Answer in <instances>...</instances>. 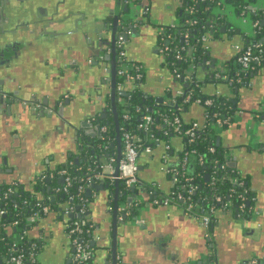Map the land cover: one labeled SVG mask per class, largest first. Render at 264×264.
I'll list each match as a JSON object with an SVG mask.
<instances>
[{"label":"crops","instance_id":"crops-1","mask_svg":"<svg viewBox=\"0 0 264 264\" xmlns=\"http://www.w3.org/2000/svg\"><path fill=\"white\" fill-rule=\"evenodd\" d=\"M139 1L148 9L150 23L136 28L138 35L126 42L125 54L142 67L145 78L140 88L150 98H162L168 90L175 93L180 86L163 65L157 27L175 25L179 21L178 10L182 2ZM79 2L82 7L75 8L73 12L88 18L89 24L84 27L87 33L73 29L74 20L68 17L70 11L59 12L52 19L57 23L51 31L63 30L68 33L58 39L50 38L44 34L41 26H30L29 31L23 33L26 35H22V43L17 42L14 50L8 51L12 62L3 70L5 80L2 91L14 101L36 100L41 105L47 102L44 108L57 104L62 107L63 114L62 120L56 117L36 119L28 115L27 112H31L29 109L23 110L20 105L13 104L17 115L2 116L1 184L18 183L31 191L37 179L43 177L47 187V181L54 178L53 171L69 161L78 163L73 126L88 118L92 121V115L100 113L107 106L104 101L109 86L105 83L108 77H104L106 67L104 64L93 66L94 56L100 54L101 50L97 52L91 43L96 38L94 28L98 27L101 33L105 31L108 34L98 24L103 25V20L106 23L114 9L115 0ZM254 5L264 10V0H256ZM32 7L31 17L34 20H47L49 7L46 4L34 1ZM20 18L27 17L22 14ZM234 19V16H230L228 21ZM238 23L234 25L236 31H232V34L225 35L224 39H210L208 44L209 53L220 65L223 74L228 71L226 66L236 54V47L241 49L244 45L242 30L246 27ZM226 39L229 40L226 42ZM13 40L17 41L18 38L12 35L2 38L0 47ZM207 74L208 71H202L200 67L194 71L201 93L212 95L218 92L223 97L238 101L231 123L227 127L215 129V138H220L219 146L229 159L235 160L236 170L245 177L249 189L255 194L251 205L253 211L246 217L218 211L208 230L175 204L150 206L146 203L139 206L134 216L137 221L129 217L130 220L124 226L123 215L118 213L116 238L121 255L119 264H205L210 255L218 264H243L254 258L262 259L264 255V68L249 77L246 86H243L245 81L239 83L238 78V85L235 86L238 88L237 93L224 82L204 84ZM182 116L186 121L200 123L203 121V109L200 105L189 104ZM174 141H171L173 146ZM160 154L161 150L158 149L148 158L141 156L138 159L137 176L142 183L152 185L167 195L172 182L170 176L161 170ZM3 157H6V164L2 161ZM56 179L58 184L61 178ZM54 186L50 182V190ZM112 191L92 189L89 197L85 193L88 200L85 216L92 225L90 243L94 249L90 264H106L108 260ZM138 197L143 200L141 196ZM28 235L39 244L37 264H70L71 248L65 237L64 218L51 212L31 227Z\"/></svg>","mask_w":264,"mask_h":264},{"label":"built area","instance_id":"built-area-1","mask_svg":"<svg viewBox=\"0 0 264 264\" xmlns=\"http://www.w3.org/2000/svg\"><path fill=\"white\" fill-rule=\"evenodd\" d=\"M128 3V0H123ZM198 0H192V3ZM205 0H200L199 2H204ZM191 8H186V11L191 13ZM214 10L222 15H225L228 19L230 16L239 19L243 27L242 30L244 45L241 49L237 48L236 54L238 56L235 60L236 64L240 67L244 76L247 72H258L260 69L264 68V57H263V46L260 41L256 39L257 32L261 29V21L264 20V10L257 9L255 5L249 4L245 6L244 12L240 16L236 17L233 13V8L229 7L228 3H219V5L214 8ZM148 13L147 8H140V11H136V17L145 16ZM260 13V18L252 20V15ZM187 24L195 25L196 21H187ZM170 25L171 28L175 27ZM221 35V34H220ZM219 35V36H220ZM188 35H184L182 39V45L184 38ZM167 38H161L159 45V54L162 60L165 56L171 55L176 60L182 59V53L185 50L184 46L180 49L174 50L171 47V42ZM200 41L208 50V44L210 38L203 34L200 37ZM125 44L123 35H118L115 41L116 45V77L121 78L123 82L116 83V95L121 96L123 92L128 89H133L134 85L140 86L142 80L144 79V74L142 67L139 63L131 60L125 54ZM211 61L205 62V66L208 67ZM200 66V65H199ZM196 65H189L186 70L182 73L177 72L175 69L172 71L174 80H178L181 84H185L190 88L184 92L180 87L171 98H165L161 102L163 105L171 102L172 105L178 106L177 110L179 114L172 116H164L160 119L161 125L154 127V118L150 114L143 115L141 122L138 125V130L142 131L144 135H133L131 132L120 128V138H121V158L117 165V176L114 177L113 173L116 168V157H110L106 162L101 165V169L91 175L85 176L83 184H79L75 187L74 192L72 188L74 187V176H72L67 169L58 170L55 173V178H61L63 182L59 185H55L51 188L48 193V197L64 196V201L58 202L56 204L58 210L55 212L53 208L49 205H44L37 203L35 209L26 218V225L28 228L36 224L38 221L43 219L49 213H55L65 219V236L68 240L69 246L71 248L70 264H90L94 257V249L90 243V233L92 230V225L85 216L87 198L85 197V191L87 188L93 184H112L118 181L121 184L119 194H122V199L118 203V213L129 217L135 208H139L142 203H148L150 206H168L170 204H175L180 207L189 215L193 216L201 223V226L208 230L212 224V216H215L218 211H226L231 207V201H222V198L215 196L213 199L215 202L220 204L218 207L209 206L203 208L199 202H195L193 196L197 190V185L192 182L191 177H187L185 174V168L189 162L191 155H195V150L189 148L192 144L202 138V133L207 126H213L216 129L223 128V126H228L231 122L229 117H220L215 112H210V109L214 108L215 104L211 98H202L197 96L196 89L200 90V84L196 81L194 76V71L199 68ZM219 74L214 73V78L216 79ZM242 83V80H238ZM216 84V83H215ZM128 85V86H126ZM219 95V93H215ZM181 98L180 102H177L176 98ZM157 98H155L156 101ZM157 102L156 104H158ZM184 104H195L200 105L203 109V121H186L182 113V106ZM32 109L38 111L41 109V105L32 104ZM185 110V108H184ZM212 114V115H211ZM122 119L128 118L126 114L121 116ZM264 118V114H263ZM93 121V120H92ZM156 122L158 120H155ZM106 126L100 128L101 134L105 136ZM157 132V133H156ZM156 133V134H155ZM169 135V137H168ZM103 136V137H104ZM168 137V138H167ZM175 140V145L171 143ZM114 147L115 142L113 143ZM106 148V147H105ZM161 150L160 161L161 170L169 175L172 188L164 195L162 192L156 191V188L150 185L148 192L142 191L146 194V201L141 200L139 197L133 199L132 202L126 200V197L132 196L129 189L131 187H139L140 180L138 178V159L141 156L148 158L154 151ZM210 153L214 152V148L210 147ZM264 151V145L262 146ZM117 154V153H116ZM199 164L203 163L202 157L198 156ZM217 168L220 171L225 170L228 167L227 163H217ZM217 172L214 171L213 174ZM45 178L39 177V181H43ZM232 185L239 190L237 193V198L240 201L239 205L235 208V216L246 217L251 215L253 209L250 207V200L253 201V196L248 199L250 193L249 187L246 185L245 181L237 174L230 178ZM210 185L215 183L214 177L210 176ZM15 184V183H13ZM46 186V185H45ZM173 189V191H172ZM14 190L9 188L4 193V199L7 194H11ZM233 193L236 191L231 189ZM141 196V195H140ZM124 198V199H123ZM6 211L0 208V217L5 216ZM71 216V220L67 218ZM17 222L3 224L0 223V227H13L14 232H16ZM27 235V229H23L22 233H14L13 236V247L10 248L5 256L0 258V264H37V249L39 248L38 242H28L25 238ZM210 264H218L216 261L212 260ZM243 264H264V255L262 259H252Z\"/></svg>","mask_w":264,"mask_h":264},{"label":"trees","instance_id":"trees-1","mask_svg":"<svg viewBox=\"0 0 264 264\" xmlns=\"http://www.w3.org/2000/svg\"><path fill=\"white\" fill-rule=\"evenodd\" d=\"M199 1L200 0L192 3V0H181L182 3L178 10V12L181 11V14L179 16L177 25L173 28H171L170 26L157 27V40L159 45H162V42H160L161 38L169 37L168 39L171 42L172 49L177 50L180 49L181 46L185 47V50L182 53L181 60H176L171 55L165 56L163 58V65L167 67L171 74L174 69L177 72L182 73L188 68L189 65L199 66L201 61L205 58L207 61H209L208 50L200 41V37L203 34H205L210 39H214L217 35L220 34L219 31L222 27L226 29V35H230L233 33L232 31H236V27H234V24L230 23L225 15H222L214 10V8H216L220 2L228 3L229 7L233 8V13L236 17L240 16L241 13L244 12L246 5H254L256 2V0ZM191 7L193 8L192 12H187L186 8ZM256 18H260V13L252 15L251 19L255 20ZM261 19L262 18H260L261 29L257 32L256 39L262 43L264 57V24L263 20L261 21ZM191 20L196 21V24H187V21ZM111 22V19L106 20L108 27H110ZM146 23H150L149 19L147 16H143L142 20L137 23V26L141 27ZM184 35L188 36L187 38H184L185 40L183 41L182 45L180 40L184 37ZM237 56L238 53L232 57L231 62L226 66V68H228L226 74L220 72V67L218 70H214V72L209 71L204 84L224 82V84H227L234 89L235 86L238 85L236 83V80L238 78L242 81H247V79L249 78L248 75L255 74L256 72L249 71L247 72V75L244 76L245 73L241 71L240 67L235 62ZM232 63H234L233 66ZM214 73L219 74L216 79L214 78ZM172 77L174 76L172 75ZM143 81L144 80H142V82ZM175 81L180 87H183V84H181L178 80L175 79ZM120 82H123V80L121 78H117L116 83ZM189 88L190 85L182 89L184 92H186ZM124 92L125 95H121L116 98V110L119 116V133L121 132L120 128H122L136 136L144 135L142 131L138 130V125L141 122L143 115L145 114H150L154 118V127L161 125L160 119L164 116L179 114L177 105L174 106L171 104V102L166 105H163L162 102L156 104L157 101H155V98H150V96L146 94L138 85H134L133 89H126ZM196 93L199 97L211 98L214 101L215 106L214 108L210 109L211 113L215 112L220 117H229V121H232L235 108H233V104L229 101V98H227L226 96L223 97V95H205L198 89H196ZM172 96L173 93L168 90L164 94V97H162V101L165 98H171ZM176 100L177 102H180L182 99L176 98ZM187 105L188 104H184L182 106V111H184V108H187ZM111 112L112 111H110L109 114ZM123 114H126L128 116L127 120L121 118ZM155 120L158 121L156 122ZM102 124L106 126L105 136L97 139L93 144L91 142L89 144H85V141H83L79 146L80 148L82 147V150H77V155L79 157L78 163L69 161L64 166H61L60 168L53 171L52 173L54 178H52V180L50 181L53 185H59L56 184L57 179L55 178V173L58 170L65 168L75 178L74 187L72 188V191L74 192L77 185L83 184L85 176L99 171L101 169V165L110 157H116L117 150L113 145V143L116 141L115 123L113 122V116L110 115L109 121H103ZM215 129L216 128H214L213 126H207L202 133V138L189 146V148L195 150L196 154L193 155L195 158L194 163L192 164V170L188 171V162L184 171L186 176L191 177L193 179L192 182L197 185V190L193 196L195 202H199L203 208L209 206L218 207L221 203L218 205V203L215 202L213 198L215 196H219L222 198L223 202L230 200L232 204L230 209L224 212H229L235 215V208L240 203L237 198V193L239 192V190L232 185L230 178L233 176H237L238 174L245 181L246 185L247 181L245 177H243L236 170V168L226 167L223 171L218 170L217 163H227L229 158L226 156L224 149L216 144ZM210 147L214 148L213 153L209 152L208 149ZM91 151H94V153L92 154ZM198 156L202 157V164H199ZM214 171H216L217 173L213 174ZM206 176L208 178L207 180ZM210 176L214 177L215 183L213 185H210V181H208ZM150 187L151 186L149 184H145L140 181L139 187H137L135 192L131 193V195L136 198L140 196V191L148 192ZM9 188H12L14 191L11 194H7V197L4 199V193ZM46 188L47 187L45 186L44 180H38L31 191L26 190L21 186V184L18 183H0V208L6 211V215L0 217V223L7 224L16 221L18 223L16 226V232L22 233L23 229H27V235L25 236V238L29 243L35 242L32 238L29 237L28 234L31 230V227L35 226L39 221L30 228H28V226L26 225V218L35 209V205L37 203L49 205L55 212H57L58 208L56 204L65 200L64 196L63 198H61L60 195L57 196V198H55L53 202H51L50 197H48V194L45 192ZM231 189H234L236 192L233 193ZM108 190H113L112 184H109ZM38 194L40 196H38ZM251 196H253L252 198L255 197V194L252 191H250L249 195L247 196L248 199H250ZM253 201L250 200V207H252L251 205ZM136 211L137 208L133 209L129 217L131 218L135 216ZM213 220L214 216H212V221ZM16 232H14L13 227H0V258L5 256L7 251L13 247V236ZM37 250H39V248ZM209 257L212 261L213 257L211 255Z\"/></svg>","mask_w":264,"mask_h":264},{"label":"water","instance_id":"water-1","mask_svg":"<svg viewBox=\"0 0 264 264\" xmlns=\"http://www.w3.org/2000/svg\"><path fill=\"white\" fill-rule=\"evenodd\" d=\"M16 1V0H15ZM80 0H62L57 4H46L47 7H49L48 10V18L47 20H34L31 16H32V4H28L27 7H21L22 4H15L14 2H10V0H0V40L2 38H6L7 36H13V37H17L18 40L15 42H8V44L6 46H2L0 47V124L2 125L4 123L2 116L3 115H13L16 116V112H15V108L13 104H18L21 107H23L24 109H29V104L30 102H33V104L35 103H40L36 100H32V101H21V100H3L2 98V89H3V85H4V77H3V73L6 70L5 68L7 66H9V64L12 62V56H9L8 51L11 50L13 48L14 45H16L18 43H22V35L25 36L26 34H23L24 32H28L30 26H41L42 31L44 32V34H48L51 37L54 38H61L64 34L68 33L66 31L63 30H59V31H51L52 26H56L57 22H53V17H57L58 13H65V12H69V18H73V22H74V28L76 29V31L81 32L83 31L84 33H87L85 30V26L87 24H89L88 18H84V14H75L73 12V10L75 8H81L82 3L79 2ZM65 2V3H64ZM13 3V4H11ZM21 5V6H20ZM121 0H115V6L113 11L109 14L110 18L112 19V23L110 24V27H108L107 23H105V20H103V25L98 24V26H102L104 28V30H106V32L108 34H105L104 32H100L99 28H94L93 29V34L96 38H94L95 40H92V48L96 49L97 52H99L98 49H100V54L96 53L97 56L95 55L94 57V61H93V66L97 65H102L104 64L106 67V74L104 77H108L107 80H105V83H108V96L106 95L104 98V101L107 103V101H109L111 109H112V116H113V122L115 123V146H116V150H117V155H116V168L114 170L113 176L116 177L117 176V165L119 163V160L121 158V138H120V133H119V116L116 110V54H117V50H116V45H115V41L117 36L121 33V35H123L124 41L127 42L129 40L130 37H135L137 36V31L135 28V25H137V23L139 22V20H137L136 18H122L120 23H119V16H120V8H121ZM144 5H142L143 8ZM123 12L127 13V8L124 5V9ZM60 13V14H61ZM26 15L27 18L19 20L18 17L19 15ZM181 14V12L179 11V15ZM39 15V13H38ZM40 16V15H39ZM64 20V19H63ZM65 21V20H64ZM93 22V21H92ZM90 22V24L92 23ZM46 23V25L44 24ZM41 24H44V26H42ZM55 24V25H54ZM263 24H264V20H263ZM220 36L217 35L214 39H218V37L221 38H225L226 35V29L224 27L220 28ZM106 35V36H105ZM227 36V35H226ZM49 38V39H50ZM110 38V39H109ZM226 39L225 41L227 42ZM182 41V39L180 40V42ZM182 43V42H181ZM227 44V43H225ZM109 48V49H108ZM14 50V49H13ZM101 56V53H104ZM208 54H209V59H211V63L209 65V67L205 66V62H206V58L203 59L200 63V68L201 70H207L208 72H214V70H218L220 65L216 64L215 59L213 58V56L211 55V53H209L208 50ZM98 57V61L96 60V58ZM5 69V70H4ZM4 70V71H3ZM249 77H252L253 74H249ZM248 81V80H247ZM248 83L245 81V83H243V86H246ZM183 86L185 87L186 85L183 84ZM238 88L235 87L234 88V92L237 93ZM123 95H125V92H123ZM100 100V99H99ZM162 98H157L156 101L157 102H161ZM232 104H233V108L237 107V103L238 101L235 100H229ZM47 102L43 103V105H46ZM41 105V104H40ZM43 105H41V109H39L38 111H34L33 109L30 110L31 112H27L29 116L34 117V118H51V117H56V118H60L62 120V107H59L57 104H55V106L53 105V107L48 108L46 106V108L43 107ZM32 107V105H31ZM74 130H75V140L77 141V150H82V147L80 148V144H82L83 141H85V144H89L90 142L93 144L97 139H100L101 137H103L104 135L101 134L100 132V125L96 124L94 125L92 121L88 119L83 120V121H79L77 126H73ZM84 139V140H83ZM216 144L219 146L220 145V138H216ZM91 153L93 154L94 151H91ZM1 157V156H0ZM2 161L4 164H6V157L2 158ZM227 165L229 168H236V162L234 159H229L227 162ZM48 179V178H47ZM207 176H206V180H207ZM63 182V180H59L58 184H61ZM47 188L45 189V192L48 194L50 192V182L47 181ZM109 184L107 183H102V184H93L91 186L90 189H86L85 193L87 195V197H89L90 192L92 189L95 190H103V189H108ZM121 188V184L118 181L114 182L113 185V191L110 193V195H113V209H112V221H111V241L110 244L108 246V256H107V262L106 264H119L120 262V257L121 255L118 253V246H117V238H116V228L118 225L117 222V216H118V203L120 202V200L122 199V194H119V190ZM136 190V187H131L129 189L130 193H134ZM140 195L141 197L144 199V202L146 201L147 197L145 193H142V191H140ZM61 198H63V196H61ZM51 202L54 201V198L51 197ZM134 199L133 196H128L126 197V200L129 202H132ZM145 203H142L141 206H144ZM71 216H69L67 219L71 220ZM133 221H137V219L133 216ZM128 220V217L123 215V221H122V226L126 225V221ZM130 220V219H129ZM128 220V221H129ZM91 246L93 247V245L91 244ZM72 252V251H71ZM198 264H202V262H199Z\"/></svg>","mask_w":264,"mask_h":264},{"label":"flooded vegetation","instance_id":"flooded-vegetation-1","mask_svg":"<svg viewBox=\"0 0 264 264\" xmlns=\"http://www.w3.org/2000/svg\"><path fill=\"white\" fill-rule=\"evenodd\" d=\"M34 1L35 2H38V1H41V3H43V4H57V3H59L60 1H62V0H10V2H14L15 4H22V6L21 7H27V5L28 4H34ZM129 2L128 3H125L123 0H121V8H120V16H119V18H118V20H119V23H120V21H121V19L122 18H136V16L134 15L135 13L133 12V8L135 9V7L136 6H138L139 8H141L142 7V4H140V1L139 0H128ZM65 3V2H64ZM11 4H13V3H11ZM124 5L126 6V8H127V13H125V12H123V9H124ZM181 5V4H180ZM144 7V6H143ZM181 12V11H180ZM20 16L21 15H19V17H18V19L20 20L21 18H20ZM145 16H148V13H147V15H145ZM142 18H143V16H139L138 18H137V20H142ZM108 19H113V18H108ZM112 23V22H111ZM230 23H232L233 24V21H231ZM135 28H138V26L137 25H135ZM157 31H158V29H157ZM16 40H13V42H15ZM17 43V42H16ZM8 44V43H7ZM6 44V45H7ZM14 46H16V45H14ZM14 46H13V48H14ZM12 48V49H13ZM100 93V91H98V94ZM2 95V98H3V100H6V101H9L10 100V96L8 95V94H6V93H4L3 91H2V93H1ZM119 96L118 95H116V98H118ZM115 98V99H116ZM11 101V100H10ZM107 106L100 112V113H98V114H93L92 116V122H93V124L94 125H96V124H99L100 125V127H102L103 126V124H102V122L103 121H109V117H110V115H112L111 113L109 114V112L110 111H112V109H111V106H110V103H109V101H107ZM39 179H37V181H38ZM209 228H211V225H210V227ZM94 258V257H93ZM213 260V259H212ZM92 262V261H91ZM210 262H211V260H210V257L208 258V261L205 263V264H210Z\"/></svg>","mask_w":264,"mask_h":264},{"label":"rangeland","instance_id":"rangeland-1","mask_svg":"<svg viewBox=\"0 0 264 264\" xmlns=\"http://www.w3.org/2000/svg\"><path fill=\"white\" fill-rule=\"evenodd\" d=\"M136 11H140V8L138 7V6H136L135 7V9L133 8V12L135 13V15H136ZM235 18V17H234ZM233 19V18H232ZM233 21V23H234V25H236L237 23H238V21H239V19H234V20H232ZM238 24H240V26H242V24L240 23V21H239V23ZM119 35H121V33L119 34ZM33 104V102H30V106H29V109L30 110H32V107H31V105ZM36 104V103H35ZM38 105H40L41 103H37ZM194 156L193 155H191L190 156V158H189V165H188V171H191L192 170V164L194 163ZM66 237V236H65ZM67 239V238H66ZM68 241V240H67Z\"/></svg>","mask_w":264,"mask_h":264}]
</instances>
